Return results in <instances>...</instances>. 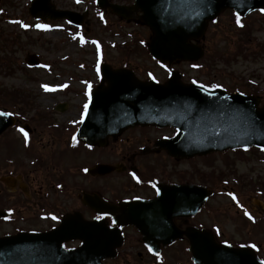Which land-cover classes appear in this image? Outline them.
<instances>
[{
	"label": "flooded vegetation",
	"instance_id": "af4514ba",
	"mask_svg": "<svg viewBox=\"0 0 264 264\" xmlns=\"http://www.w3.org/2000/svg\"><path fill=\"white\" fill-rule=\"evenodd\" d=\"M0 3L5 2L0 0ZM26 23L32 22H23ZM16 29L9 30L12 35L7 41L9 45L17 42L18 49L26 31ZM19 33L23 35L19 36ZM7 54V65L15 66L16 58ZM11 92L8 88L0 90V101L3 102L0 110L12 114L15 120L0 140V149L8 151V156L0 160V237L19 232L50 231L67 217L81 215L84 220L103 222L102 225L106 224L118 238L122 236V243L118 240L119 246L114 249L115 255L104 259L103 264L190 263V255L182 253L183 248L189 247L187 239H176L161 248L159 254H154L135 226L114 223L110 213L99 215L83 200L89 195L93 206L101 202L119 206L125 201L155 200L160 187L192 185L209 188L214 196L192 217L175 218L178 229H210L218 240H227L234 246L254 245L264 259V239L260 241L253 234L254 227L264 233V221L254 205L256 194L248 174L235 168L232 175L220 174L217 162L208 165L202 158H172L158 143L169 136L170 130L130 129L108 139L103 147H87L75 137L85 113L86 98L83 95L81 105L74 106V100L68 95L59 102L50 99L38 103V97L26 92ZM76 107L79 111L74 113ZM79 148L88 150L82 157L89 161L87 166L82 165ZM35 150L44 152L37 161L32 158ZM239 160L236 159V166L238 162L243 166L245 160ZM99 165H110L115 169L106 174L94 173L93 169ZM223 178H230L232 183L231 193L236 197V203L231 209L236 210L240 223L237 230L232 229L231 237H225L227 234L222 226L211 221V216L219 211L209 209L221 193L218 189L224 187ZM260 198L264 202V194ZM245 212L253 219L249 220ZM119 217L120 212L115 214V218ZM80 244L68 243L66 247L76 248Z\"/></svg>",
	"mask_w": 264,
	"mask_h": 264
},
{
	"label": "water",
	"instance_id": "95a60500",
	"mask_svg": "<svg viewBox=\"0 0 264 264\" xmlns=\"http://www.w3.org/2000/svg\"><path fill=\"white\" fill-rule=\"evenodd\" d=\"M97 2L101 8H109L127 21L137 12L135 6L110 5L108 0ZM136 6L142 8L143 24L153 32L150 53L162 62L172 63L197 61L202 57V49L191 41L199 40L208 22L224 10L232 9L244 17L257 9L264 10V0H137ZM30 14L42 19H67L78 25L85 17L57 11L50 0H34ZM103 77L108 86L94 90L89 113L80 130V139L89 144H100L129 127L156 125L178 129L176 138L170 140L173 144L170 152L176 157L207 155L238 147H264V107H258V97L227 94L222 89L209 90L196 84L184 85L178 75L165 84L141 82L130 71H113L107 65L103 67ZM3 119L0 116V135L9 125L8 121L3 125ZM207 195L201 193V204ZM192 207L188 206V214L195 213L197 207ZM176 209L167 213L168 219L175 215ZM156 215L153 207H136L126 212L125 221L134 223L152 237L168 228L164 223L167 218L159 216L155 220L158 224L145 230L146 220ZM87 229H82L87 231L82 233L86 246L79 251L62 249L64 235L72 232L63 228L46 234L0 239V264H100L89 259L88 249L95 248L91 234L104 229L103 225L91 224ZM185 234L192 243L190 250L195 264H258L253 253L217 244L210 232L189 229Z\"/></svg>",
	"mask_w": 264,
	"mask_h": 264
},
{
	"label": "rangeland",
	"instance_id": "374dc122",
	"mask_svg": "<svg viewBox=\"0 0 264 264\" xmlns=\"http://www.w3.org/2000/svg\"><path fill=\"white\" fill-rule=\"evenodd\" d=\"M10 1L11 4L9 5L7 0H4L5 5H3L6 7L5 18L9 19L8 22H35L28 14L27 0ZM54 3L61 9L80 12L88 10L89 15L84 27L74 29L77 32L75 33L67 25L62 24L63 21H60L57 22L59 24L54 25L55 27L48 26L50 29H54L45 35L35 32L33 29L35 26L29 24L27 27L29 32L25 33L24 41H20L21 45L18 49L16 47L17 42L9 45L7 41L12 35L9 33L12 28L8 26V29L2 32L0 36V58L2 53L9 52L20 64L26 55L37 54L42 63H46L50 67L49 71L45 72L33 71L34 74L31 76H34L33 80L38 81L36 83H22L20 78H25L20 70V68H24L23 63L20 66H15L12 75L8 69L0 67V74H4V76L0 75V82L9 86L15 83L17 87H23L30 91L33 97L34 95L38 96L42 103L47 98H53L57 101L60 96L38 91L37 84L39 81L60 83L52 87L56 89L58 85L64 84L61 82L67 80L69 75L92 76V73H87L80 67L83 63H87L89 68L91 65L93 67V62L96 59L95 45L102 48V52L106 54V61L110 64L119 66L127 62L144 79L151 76L157 80L165 81L171 71L176 70L180 73L183 72L184 82L195 80L197 83L213 84L232 92L252 91L264 97V14H254L239 21L238 24L230 12L223 13L218 23L210 26L211 28L204 39L206 55L199 64L189 66L183 63L171 69L154 62L150 58L146 49L150 32L143 25L120 23L121 21L110 13L97 9L91 0H54ZM1 20L0 16V22ZM60 25L64 32H59L61 30L56 28ZM74 36L77 38L73 39ZM81 37L84 40L83 44L80 43ZM92 41L96 43L94 44ZM21 48L24 50L20 51ZM50 70L52 75L48 74ZM60 75L62 77L57 78ZM70 89L71 95L68 97L74 100V106H79L82 102L79 94H81L83 87L75 82ZM1 104L2 101H0V106ZM76 109L79 111L77 107ZM82 153L85 154L86 152L82 151ZM2 157L0 151V160ZM259 158V156L252 154L250 161L243 166L238 164L237 169L245 171L253 178H264V163ZM87 164L89 162L82 165L86 166ZM219 166L222 172H227L228 166L224 162ZM231 208L230 195L215 197L212 209L209 206L210 210L219 211V214L211 216V221L218 222L222 226L227 234L226 237L233 236L232 229L236 228L237 230L240 227L238 216ZM261 233L259 228L254 227L253 234L258 237V240L264 238V234L261 235ZM244 239L246 240V238Z\"/></svg>",
	"mask_w": 264,
	"mask_h": 264
},
{
	"label": "snow or ice",
	"instance_id": "6c2138e0",
	"mask_svg": "<svg viewBox=\"0 0 264 264\" xmlns=\"http://www.w3.org/2000/svg\"><path fill=\"white\" fill-rule=\"evenodd\" d=\"M262 11H264V10H262ZM14 22L17 23V24H19V26L21 28H27L28 27L27 24H23V23H21L19 21H14ZM237 23L239 24V19L238 18H237ZM35 27L40 28V29L47 30L48 25H46V24H37V25H35ZM76 38H77L76 36L73 37V39H76ZM80 43H82V44L84 43V40H83L82 37L80 38ZM92 43L95 44L96 42L95 41H92ZM193 83H195V81H193ZM42 87H45V91H54V89H49L47 86H42ZM201 87H203V86L201 85ZM87 107H88V105L85 104L84 105V109L87 110ZM8 115H11V114L10 113H7V112H0V116H8ZM20 131L23 132V129H21ZM27 136H28V134L25 132L24 133V137H25V141L26 142H27ZM73 140H75V137H73ZM232 199L235 200L236 197L233 196ZM244 215L247 216L249 220H252L253 219L252 216H250L247 212H245ZM53 219H55V217H53ZM249 247H255V246L254 245H250ZM149 250L151 251V249H149ZM261 264H264V261H262Z\"/></svg>",
	"mask_w": 264,
	"mask_h": 264
}]
</instances>
